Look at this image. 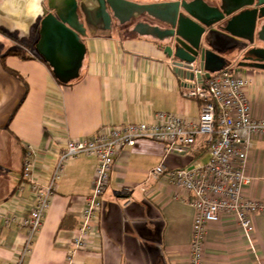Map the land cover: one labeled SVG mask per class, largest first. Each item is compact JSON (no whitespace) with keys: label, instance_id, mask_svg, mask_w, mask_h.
Wrapping results in <instances>:
<instances>
[{"label":"crops","instance_id":"obj_1","mask_svg":"<svg viewBox=\"0 0 264 264\" xmlns=\"http://www.w3.org/2000/svg\"><path fill=\"white\" fill-rule=\"evenodd\" d=\"M142 2L143 0H136ZM264 24L258 21L257 31ZM35 31V28H34ZM18 33V32H16ZM37 34V32H35ZM115 28L85 39L87 53L79 79L63 84L40 59L32 36L21 41L0 27V205L10 202L21 180L27 146L35 150L36 171L47 178L69 139L81 140L115 125L151 122L157 111L197 119L202 102L188 98L193 83L177 73L151 36H132ZM36 38V36H35ZM255 46H264L258 40ZM17 49L27 58L9 53ZM240 59H238V62ZM228 67L250 78L245 94L252 114L264 118V68ZM205 136L183 152L161 142L140 139L117 154L91 248L69 260L72 236L79 225L85 197L92 192L98 158L80 155L65 168L57 192L23 264H188L195 210L185 190L151 170L206 163ZM244 194L264 200V136H255ZM20 216L28 214L31 194ZM255 248L233 216L208 225L204 264H264V213L254 217ZM27 229L18 223L0 225V264H14Z\"/></svg>","mask_w":264,"mask_h":264},{"label":"built area","instance_id":"obj_2","mask_svg":"<svg viewBox=\"0 0 264 264\" xmlns=\"http://www.w3.org/2000/svg\"><path fill=\"white\" fill-rule=\"evenodd\" d=\"M199 75L185 91L188 98L202 102L197 119H186L168 111H157L151 122H129L101 130L81 140L69 139L59 153L52 170L44 181L35 173V150L27 146L23 158L21 180L10 202L0 205V225L18 223L27 229L25 244L14 264H23L31 253L34 241L52 200L57 184L67 165L80 155H93L98 165L92 192L85 197L81 221L72 236L68 259L80 250L91 248L97 233L103 208L104 195L110 184L111 172L118 152L125 145H134L140 139L161 142L166 149L183 152L191 147L198 136H205L210 151L206 163L180 168H168L164 163L151 170L155 178L164 177L169 183L186 191L180 198L190 202L195 210L188 264H204V247L210 223L223 216L236 218L248 244L255 248L254 217L264 213V200L250 199L244 194L251 182L247 172L249 154L255 136H264V118L252 114V104L245 94L251 81L235 68L208 73L194 69ZM32 196L27 215L20 211Z\"/></svg>","mask_w":264,"mask_h":264},{"label":"water","instance_id":"obj_3","mask_svg":"<svg viewBox=\"0 0 264 264\" xmlns=\"http://www.w3.org/2000/svg\"><path fill=\"white\" fill-rule=\"evenodd\" d=\"M140 17L131 35L154 38L191 81L199 78L195 68L209 75L232 59L264 68V46H255L264 41V24L257 31L264 0H0V27L21 41L32 36L33 48L63 84L80 78L88 36L110 34L116 22Z\"/></svg>","mask_w":264,"mask_h":264},{"label":"flooded vegetation","instance_id":"obj_4","mask_svg":"<svg viewBox=\"0 0 264 264\" xmlns=\"http://www.w3.org/2000/svg\"><path fill=\"white\" fill-rule=\"evenodd\" d=\"M150 1H164V0H143L142 2H150ZM142 18L145 19L144 17H140V18H137V19H135L129 23H125V24H118V22H116L115 26H116V28H118L119 30H121L124 33H131V32H133V24H135L138 20H140Z\"/></svg>","mask_w":264,"mask_h":264},{"label":"trees","instance_id":"obj_5","mask_svg":"<svg viewBox=\"0 0 264 264\" xmlns=\"http://www.w3.org/2000/svg\"><path fill=\"white\" fill-rule=\"evenodd\" d=\"M35 32H37V27H35ZM33 47V44L31 45ZM33 50L35 51V53L37 54L36 56H38L40 59H42L43 61H45L43 59V57L33 48ZM9 53H13V54H16V55H19L21 57H25L27 58V56L22 52V51H19L17 49H13L11 50Z\"/></svg>","mask_w":264,"mask_h":264},{"label":"rangeland","instance_id":"obj_6","mask_svg":"<svg viewBox=\"0 0 264 264\" xmlns=\"http://www.w3.org/2000/svg\"><path fill=\"white\" fill-rule=\"evenodd\" d=\"M238 59H240V58H238ZM238 59H237V60L235 59V62H234L235 65H237V63H238Z\"/></svg>","mask_w":264,"mask_h":264}]
</instances>
